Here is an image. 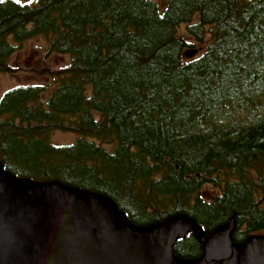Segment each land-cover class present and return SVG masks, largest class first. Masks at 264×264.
Returning <instances> with one entry per match:
<instances>
[{
    "label": "trees",
    "instance_id": "1",
    "mask_svg": "<svg viewBox=\"0 0 264 264\" xmlns=\"http://www.w3.org/2000/svg\"><path fill=\"white\" fill-rule=\"evenodd\" d=\"M182 24L210 34L190 59ZM37 37L69 61L0 97L1 171L104 195L118 226L192 217L186 259L231 219L236 253L264 231V0H0V72Z\"/></svg>",
    "mask_w": 264,
    "mask_h": 264
},
{
    "label": "water",
    "instance_id": "2",
    "mask_svg": "<svg viewBox=\"0 0 264 264\" xmlns=\"http://www.w3.org/2000/svg\"><path fill=\"white\" fill-rule=\"evenodd\" d=\"M113 208L104 195L36 183L0 169V264H209L233 254L234 219L202 237L203 258L186 259L175 254L173 244L188 231L201 232L192 217L118 226L123 214ZM238 260L264 264V235L243 243Z\"/></svg>",
    "mask_w": 264,
    "mask_h": 264
},
{
    "label": "rangeland",
    "instance_id": "3",
    "mask_svg": "<svg viewBox=\"0 0 264 264\" xmlns=\"http://www.w3.org/2000/svg\"><path fill=\"white\" fill-rule=\"evenodd\" d=\"M157 1L161 4H165L167 0ZM195 20H197V17ZM179 33L189 41L195 43L194 47L186 48L185 59L200 55L206 49L210 39V34H206L204 42L195 41L192 37L188 36L185 24L179 27ZM17 46L18 48L10 58V63L16 68V72H0V97L6 90L20 84L37 83L47 85L51 82L52 86L54 82L51 75L43 73V69H56L67 64L69 61V56L64 54H46V40L43 37L24 40L18 43ZM187 51H196V54L192 57H188L186 55ZM52 137L55 142L60 144H68L74 142L76 139V135L61 131L55 132ZM258 234L264 235V231ZM236 252L237 248L233 247V254L231 257L221 260L223 264H240L238 260L240 251L238 253Z\"/></svg>",
    "mask_w": 264,
    "mask_h": 264
}]
</instances>
